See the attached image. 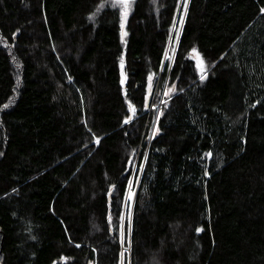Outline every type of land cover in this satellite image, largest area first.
Masks as SVG:
<instances>
[{
    "label": "trees",
    "instance_id": "obj_1",
    "mask_svg": "<svg viewBox=\"0 0 264 264\" xmlns=\"http://www.w3.org/2000/svg\"><path fill=\"white\" fill-rule=\"evenodd\" d=\"M113 2L0 0V264H121L146 151L125 264H264V0Z\"/></svg>",
    "mask_w": 264,
    "mask_h": 264
},
{
    "label": "rangeland",
    "instance_id": "obj_2",
    "mask_svg": "<svg viewBox=\"0 0 264 264\" xmlns=\"http://www.w3.org/2000/svg\"><path fill=\"white\" fill-rule=\"evenodd\" d=\"M185 2L187 3V7H188L189 0H185ZM182 4H183V1L181 3V6H182ZM180 11H181V9H179V12ZM179 12H178L176 20H175V25L173 26V29H172L173 34L175 36V40L171 42L170 49L168 47V49H169L168 56L171 57V59L167 58V60H172L173 59L172 57H173V53L175 51V46L177 45V43L179 41V40L177 41V39H176L177 36L179 37V34H180V24L179 23H180L181 19H183V21L185 20L186 13L184 12V10H182V14H180ZM168 49H167V51H168ZM171 62H173V61H171ZM163 87H164L163 80L161 78H159L157 80V82H156V85H155V88H154L153 97H152V102H154V104H155V106H153V107L157 106V102H158L159 98H162L163 95L166 96L165 93H168V87H167V90H165V91L163 90ZM157 97H158V99H157ZM151 108H152V104H151ZM158 114L159 113H158L157 109H152L151 115H156L157 116ZM130 180L133 181V178H131ZM136 186H137V178H135L134 183H133V187L131 189V191L134 193V196H133L132 200H128L127 196H126V199H125V203L129 202V208H128L127 211L124 212V216L123 217H125V218L121 222V225H123V231H124V241H125V231H126L125 225L126 226H130V224H131V219H132V214H133L132 208H133V202H134V199H135V192H136L135 188H136ZM121 244H123V243L121 242ZM124 255H125V259L127 258L129 260V254L124 253Z\"/></svg>",
    "mask_w": 264,
    "mask_h": 264
},
{
    "label": "snow or ice",
    "instance_id": "obj_3",
    "mask_svg": "<svg viewBox=\"0 0 264 264\" xmlns=\"http://www.w3.org/2000/svg\"><path fill=\"white\" fill-rule=\"evenodd\" d=\"M117 5H119L120 7H122L124 9V11L120 15L122 17V20H126V18L128 16L129 0H114V2L112 3L111 6L115 8V7H117ZM261 11H264V9H262ZM184 12L185 13L187 12V3L186 2L184 3ZM90 19H91V17H90ZM183 22H184L183 19H181L180 20L181 27L183 26ZM121 28H123V22L121 23ZM176 39L178 41L179 37L177 36ZM192 52L195 53V55L193 56V59L197 60V65L196 66L200 70V73H201L200 74V79L204 80V79H206V68H205L204 61H203L202 58H200L199 53L196 52V49H193ZM165 57L168 58V59H171V57L168 56L167 52H165ZM121 67H123V64L121 65ZM69 79H71V78H69ZM152 79H153V77L150 75L148 77L149 92L151 91V88H152ZM165 94L168 95L169 93H165ZM157 99H158V97H157ZM154 106H155V104H154ZM4 107L7 108L8 105L6 104V105H4ZM131 110L135 114V108H132ZM160 115H163L162 110L160 112ZM130 119H131V117L126 118L124 123H129ZM157 119H158V117H157ZM97 143H99V140H97ZM205 155L211 156L212 153L209 152V153H206ZM129 164H131V161H129ZM127 185H128V189H129L128 194H127V199L128 200H132V198L134 196V193L131 191V189L133 187V182L131 180H127ZM113 187H115V186H113ZM109 195H111V194H109ZM109 219H111V218H109ZM123 219H124V217L121 216L120 220H123ZM198 231H203V229H198ZM120 237H121V242L123 243V241H124L123 225L120 226ZM130 243H131V241L129 240V244ZM121 255H123V254H121Z\"/></svg>",
    "mask_w": 264,
    "mask_h": 264
},
{
    "label": "built area",
    "instance_id": "obj_4",
    "mask_svg": "<svg viewBox=\"0 0 264 264\" xmlns=\"http://www.w3.org/2000/svg\"><path fill=\"white\" fill-rule=\"evenodd\" d=\"M189 2H190V0H189ZM188 6H189V4H188ZM187 9H188V7H187ZM181 27H180V33H181ZM163 99H164V95L162 96V98H161V102L159 103V104H157V106L156 107H153L154 106V102H152V108H151V110H150V114L152 113V109H157L158 110V113H160V108H161V105H162V102H163ZM159 116V114L156 116L155 115V125L153 126V132L151 133V137L150 138H148V140H147V142L150 144V142H151V138H152V136H153V134H154V132H155V129H156V122H157V117ZM147 154H148V151H146V153L144 154V156H143V158H142V154H140L138 157H137V160H136V162H135V164H134V168H133V172H132V176H131V178H133V183H134V180H135V178H137V186H136V188H135V191H137V188H138V186H139V184H140V180H141V175H139V174H142V171H143V168H144V165H145V160H146V157H147ZM141 172V173H140ZM129 190V189H128ZM128 193V192H127ZM135 198H136V192H135ZM134 202H135V199H134ZM134 202H133V208H132V211H133V209H134ZM128 208H129V202H126L125 203V205H124V212L125 211H127L128 210ZM124 212H123V216H124ZM125 218V217H124ZM132 220V219H131ZM124 253H127V254H129V256H130V253H131V249L129 248V247H127V246H125L124 245V241H123V244H122V257H121V264H125V262H124V260H125V255H124Z\"/></svg>",
    "mask_w": 264,
    "mask_h": 264
},
{
    "label": "bare ground",
    "instance_id": "obj_5",
    "mask_svg": "<svg viewBox=\"0 0 264 264\" xmlns=\"http://www.w3.org/2000/svg\"><path fill=\"white\" fill-rule=\"evenodd\" d=\"M170 46H171V43L169 44V49H170ZM177 47H178V43H177V45L175 46V51H174V53H173V59L171 60V61H174V58H175V54H176V51H177ZM169 49H168V51H167V53L169 54ZM167 59V58H166ZM173 62H171V64H172ZM162 79V78H161ZM167 82V81H166ZM167 85H168V82L167 83H165L164 84V87H163V90L165 91L166 89H167ZM156 90V89H155Z\"/></svg>",
    "mask_w": 264,
    "mask_h": 264
},
{
    "label": "water",
    "instance_id": "obj_6",
    "mask_svg": "<svg viewBox=\"0 0 264 264\" xmlns=\"http://www.w3.org/2000/svg\"><path fill=\"white\" fill-rule=\"evenodd\" d=\"M132 120V117H131V119H130V121Z\"/></svg>",
    "mask_w": 264,
    "mask_h": 264
}]
</instances>
